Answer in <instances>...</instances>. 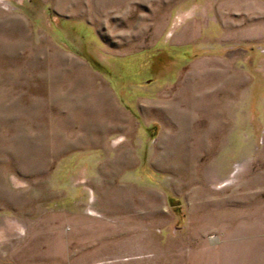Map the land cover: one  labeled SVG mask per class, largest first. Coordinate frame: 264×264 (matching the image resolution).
<instances>
[{"label":"rangeland","instance_id":"obj_1","mask_svg":"<svg viewBox=\"0 0 264 264\" xmlns=\"http://www.w3.org/2000/svg\"><path fill=\"white\" fill-rule=\"evenodd\" d=\"M0 264H264V0H0Z\"/></svg>","mask_w":264,"mask_h":264},{"label":"crops","instance_id":"obj_2","mask_svg":"<svg viewBox=\"0 0 264 264\" xmlns=\"http://www.w3.org/2000/svg\"><path fill=\"white\" fill-rule=\"evenodd\" d=\"M71 1V0H70ZM54 12H56V16H62L63 18H65V17H67V18H65V19H69V16H70V14H61V13H59V12H57V10L56 9H54ZM82 14H83V11L81 12V13H79V14H74V15H78V16H82ZM81 254V253H80ZM80 254H77V256L79 257V255ZM48 255H50V254H48ZM73 256V255H72ZM50 259H51V256L49 257ZM34 261H37V260H34ZM36 263V262H35Z\"/></svg>","mask_w":264,"mask_h":264}]
</instances>
